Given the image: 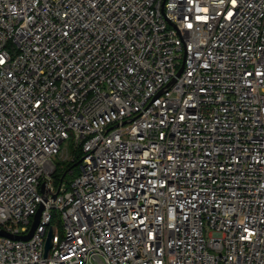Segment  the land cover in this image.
Wrapping results in <instances>:
<instances>
[{"label":"built area","instance_id":"2783aa9c","mask_svg":"<svg viewBox=\"0 0 264 264\" xmlns=\"http://www.w3.org/2000/svg\"><path fill=\"white\" fill-rule=\"evenodd\" d=\"M0 230V264H264V0H0Z\"/></svg>","mask_w":264,"mask_h":264},{"label":"trees","instance_id":"16d2710c","mask_svg":"<svg viewBox=\"0 0 264 264\" xmlns=\"http://www.w3.org/2000/svg\"><path fill=\"white\" fill-rule=\"evenodd\" d=\"M81 155L80 151L78 152V155L76 156L75 160L73 162H63L58 165V172L55 176L56 178V184L58 185L60 181L63 179L64 181L67 179L68 175L70 174V171H72L73 177H76L77 171H76V163L80 160Z\"/></svg>","mask_w":264,"mask_h":264},{"label":"water","instance_id":"95a60500","mask_svg":"<svg viewBox=\"0 0 264 264\" xmlns=\"http://www.w3.org/2000/svg\"><path fill=\"white\" fill-rule=\"evenodd\" d=\"M80 163V162H79ZM78 163V164H79ZM78 164H76L75 166H77ZM42 209L41 208L38 212V214L35 216V220L33 222V225H32V228L30 230V232L27 234V235H24V236H18V237H14L15 239H20V240H29L34 231L36 230L37 226H38V223H39V220H40V216H41V212H42ZM0 236H7V237H13L11 236L9 233L3 231V230H0ZM52 239H53V234L52 233H49L48 235V238H47V241H46V245H45V251H46V254L48 253V251L50 250V248L52 247Z\"/></svg>","mask_w":264,"mask_h":264},{"label":"rangeland","instance_id":"374dc122","mask_svg":"<svg viewBox=\"0 0 264 264\" xmlns=\"http://www.w3.org/2000/svg\"><path fill=\"white\" fill-rule=\"evenodd\" d=\"M70 150H71V155L72 156L74 155V157H76L78 155V150L75 151V149L73 148V146L70 147ZM76 171H77V174H79V172H80V167L79 166L76 167ZM73 178H74L73 175L69 174L68 177H67V179L65 180V182L68 183Z\"/></svg>","mask_w":264,"mask_h":264},{"label":"snow or ice","instance_id":"6c2138e0","mask_svg":"<svg viewBox=\"0 0 264 264\" xmlns=\"http://www.w3.org/2000/svg\"><path fill=\"white\" fill-rule=\"evenodd\" d=\"M232 2H233V4H235L236 3V0H232ZM229 15H231V13H229Z\"/></svg>","mask_w":264,"mask_h":264}]
</instances>
